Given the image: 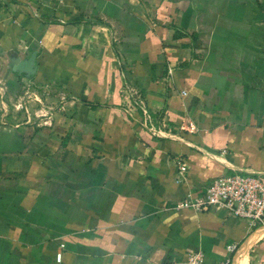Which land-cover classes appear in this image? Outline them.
<instances>
[{
	"label": "crops",
	"instance_id": "0c3cea01",
	"mask_svg": "<svg viewBox=\"0 0 264 264\" xmlns=\"http://www.w3.org/2000/svg\"><path fill=\"white\" fill-rule=\"evenodd\" d=\"M234 171L264 180V0H0V264H264V223L183 203Z\"/></svg>",
	"mask_w": 264,
	"mask_h": 264
},
{
	"label": "built area",
	"instance_id": "2783aa9c",
	"mask_svg": "<svg viewBox=\"0 0 264 264\" xmlns=\"http://www.w3.org/2000/svg\"><path fill=\"white\" fill-rule=\"evenodd\" d=\"M173 66L167 65V74L171 75ZM124 112L129 114L132 109L140 110L142 124L155 130L151 116L146 108L142 94L133 86L125 84ZM176 181H186L187 164L182 157L176 160ZM183 203L195 211H225L228 214L248 220L252 225L264 223V180L257 172L234 171L223 172L207 183L198 193L188 192ZM63 247V244H60ZM235 249L234 244L227 246L229 253ZM61 252L56 254L60 260ZM231 255L214 264H231ZM189 264H206L204 254L199 251H189L186 254Z\"/></svg>",
	"mask_w": 264,
	"mask_h": 264
},
{
	"label": "water",
	"instance_id": "95a60500",
	"mask_svg": "<svg viewBox=\"0 0 264 264\" xmlns=\"http://www.w3.org/2000/svg\"><path fill=\"white\" fill-rule=\"evenodd\" d=\"M17 68H22L26 71L33 72L34 71V62L33 57L29 58L26 63H20Z\"/></svg>",
	"mask_w": 264,
	"mask_h": 264
},
{
	"label": "rangeland",
	"instance_id": "374dc122",
	"mask_svg": "<svg viewBox=\"0 0 264 264\" xmlns=\"http://www.w3.org/2000/svg\"><path fill=\"white\" fill-rule=\"evenodd\" d=\"M23 89H24V88H23ZM22 93H23V90H22V92H21V95H22V97H25L24 93H23V94H22Z\"/></svg>",
	"mask_w": 264,
	"mask_h": 264
},
{
	"label": "bare ground",
	"instance_id": "6f19581e",
	"mask_svg": "<svg viewBox=\"0 0 264 264\" xmlns=\"http://www.w3.org/2000/svg\"><path fill=\"white\" fill-rule=\"evenodd\" d=\"M249 243V242H248ZM246 244V243H245ZM246 245H248V244H246ZM242 259V258H241ZM238 262V261H237ZM239 263V262H238Z\"/></svg>",
	"mask_w": 264,
	"mask_h": 264
}]
</instances>
